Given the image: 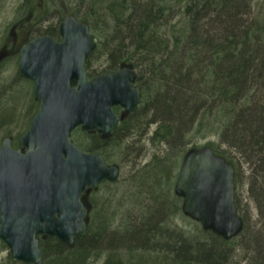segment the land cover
Wrapping results in <instances>:
<instances>
[{
	"label": "trees",
	"instance_id": "trees-1",
	"mask_svg": "<svg viewBox=\"0 0 264 264\" xmlns=\"http://www.w3.org/2000/svg\"><path fill=\"white\" fill-rule=\"evenodd\" d=\"M55 6L58 24L73 15L97 40L85 62L88 78L97 75L87 69L88 62L103 52L107 62L102 73L128 66L141 87L140 106L111 135L82 133L86 143L79 146L104 156L113 149L137 156L142 146L130 142L131 134L146 133L158 121L149 140H175L180 148L153 155L129 177L139 191L127 194L128 200L142 221L140 226L131 222L118 236L119 243L128 245L123 247L127 262L117 254L122 247H103L111 222L95 218V233L90 211L88 231L73 246L39 238L42 264H90L102 256V264H128L136 257L133 253L162 250H171L173 258L163 256L156 264H264V0H61ZM44 35L59 38L58 25ZM11 117L0 123L10 125ZM193 137H212L204 146L234 167V204L243 228L231 240L203 231L196 222L188 235L159 226L169 224L163 216L168 207L166 215H183L174 184L189 150L185 142ZM239 187L245 188L244 195L238 194ZM159 212L163 217L153 223ZM155 238L161 248L146 245ZM7 258L21 264L12 262L10 254Z\"/></svg>",
	"mask_w": 264,
	"mask_h": 264
},
{
	"label": "water",
	"instance_id": "water-1",
	"mask_svg": "<svg viewBox=\"0 0 264 264\" xmlns=\"http://www.w3.org/2000/svg\"><path fill=\"white\" fill-rule=\"evenodd\" d=\"M58 33L59 40L41 35L20 48L18 73L32 82L38 107L17 148L9 137L0 143V240L24 264H42L39 237L66 246L83 237L89 221L83 193L118 179V166L78 147L73 130L108 135L120 122L114 106L132 112L140 104L130 67L87 79L84 65L96 40L86 23L67 16ZM174 193L182 213L204 231L224 240L240 234L234 168L211 148L185 153Z\"/></svg>",
	"mask_w": 264,
	"mask_h": 264
},
{
	"label": "rangeland",
	"instance_id": "rangeland-1",
	"mask_svg": "<svg viewBox=\"0 0 264 264\" xmlns=\"http://www.w3.org/2000/svg\"><path fill=\"white\" fill-rule=\"evenodd\" d=\"M25 1L0 0V119L8 117L10 114L13 115V117H11L13 119L10 125L6 126L4 122V125L3 123H0V142L3 137H9L11 139V145L14 148L17 147L18 138L25 133L37 109V101L33 95L31 81L22 78L17 70L18 51L32 38L44 35L49 27H56V25H58L56 17L58 13L55 4L61 0H30L27 5L25 4ZM54 38L59 39L58 37ZM106 58L107 55L103 52L102 54H98V56L95 55L88 62L87 69L90 71L94 70L97 75L104 74L102 73V69L107 62ZM6 121L9 122V120ZM157 124L158 121L149 124L145 131L146 133L142 134L141 132L135 131L131 134L130 142L138 141V144L142 146V151L137 156L136 154H132L127 157L126 154L128 153V150L125 151L124 149L118 151L113 149L112 152L107 151L105 154L108 163H114L119 166V178L115 184H102L97 191L90 193L87 198L89 204L90 202L92 204L90 225L92 224V229H95V233L98 230V225H96L98 224V221L95 224V218H102L103 220L106 219L111 222L110 226H107V230L105 231L107 237L104 240L105 242H103V247H108L109 249L114 248L115 250L121 249L119 247L127 248L128 245L118 242V236L123 235V231L128 226H131V222L136 225L142 221L141 218H139V215L136 214L137 209H133V207L130 206L128 200L129 196L127 195H133L135 192L138 193L139 191V188L132 185L129 180L130 175L134 173L133 171L148 163L153 155L162 156L166 152H178V149L180 148L178 142L175 140H171V143L159 144H157V142L152 143L149 140ZM82 133L83 132L80 129H76L71 135L72 141L77 146L86 143L85 137ZM208 139L213 140L212 137H208ZM208 139L197 137L190 138V141L185 142L184 148L192 149L191 147L193 145L201 148ZM176 146L177 150L175 149ZM244 167H247L246 164ZM244 191L245 188H238V194L244 195ZM138 198H140V195H138ZM169 210H171L170 207L167 208L165 215L159 212L160 214L152 216L153 218L156 217L152 222L156 223V220L163 215L164 218L167 217L169 224L164 223L162 225V223H160L159 226L168 228V231L176 232L177 230H182L186 232L187 235L189 233L192 234L195 228L194 222L181 214L174 215L173 217L166 215ZM252 213V215L255 216L254 208ZM137 226H140V224ZM157 240L158 239L155 238L146 243V245L155 244L157 247L161 248L162 246L158 245L159 243ZM125 248L120 250L121 253L117 252L119 256L123 257V262L128 261V256L123 253ZM162 251L163 252L150 251L143 256H139L140 253L138 254V252L133 253L136 254V257H132L131 263L128 262V264H156V262L164 259L163 256H167L166 258L168 259L173 258L174 254L171 250L167 252L164 250ZM8 255V249L0 245V264H12L8 261ZM157 255H159V258L156 257ZM103 257L104 256L97 260H91L90 264H102ZM237 258L238 256H236L235 261L238 260ZM12 262L16 261L12 260Z\"/></svg>",
	"mask_w": 264,
	"mask_h": 264
},
{
	"label": "flooded vegetation",
	"instance_id": "flooded-vegetation-1",
	"mask_svg": "<svg viewBox=\"0 0 264 264\" xmlns=\"http://www.w3.org/2000/svg\"><path fill=\"white\" fill-rule=\"evenodd\" d=\"M36 6V5H35ZM23 26V25H22ZM19 52V51H18ZM121 69V68H120ZM120 69H117V70H114V71H112V72H115V71H118V70H120ZM113 111H114V113H115V115H117L118 117H119V120H120V122H119V125L121 124V122H122V120H123V117H125L126 116V112H125V110L123 109V108H121L120 106H114L113 107ZM115 131V130H114ZM94 133H98L97 131L96 132H94ZM102 138H105V137H108L109 135H103V134H100V133H98ZM96 152V151H95ZM99 153V152H98ZM101 154V153H100ZM102 155V157H103V159H104V161L107 163V164H112V163H108L107 162V160H106V158H105V156L103 155V154H101ZM89 197V194H85V195H83V199H84V201H86V202H88L89 203V201H88V198ZM90 205V207H92V205H91V203L89 204Z\"/></svg>",
	"mask_w": 264,
	"mask_h": 264
}]
</instances>
